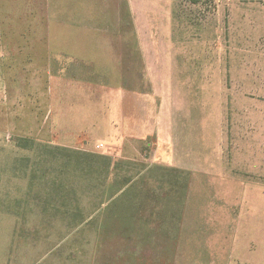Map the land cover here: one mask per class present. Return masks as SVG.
Instances as JSON below:
<instances>
[{
	"label": "rangeland",
	"instance_id": "374dc122",
	"mask_svg": "<svg viewBox=\"0 0 264 264\" xmlns=\"http://www.w3.org/2000/svg\"><path fill=\"white\" fill-rule=\"evenodd\" d=\"M185 1L138 5L152 67L142 57V101L162 134L129 138L122 152L96 150L167 169L184 162L191 171L185 196H158L180 237L147 247L148 264H264V0ZM86 3L78 0L82 19L92 17ZM3 137L2 147L10 144ZM6 149L1 165L16 158Z\"/></svg>",
	"mask_w": 264,
	"mask_h": 264
},
{
	"label": "crops",
	"instance_id": "0c3cea01",
	"mask_svg": "<svg viewBox=\"0 0 264 264\" xmlns=\"http://www.w3.org/2000/svg\"><path fill=\"white\" fill-rule=\"evenodd\" d=\"M85 1L92 17L82 19L78 0H0V134L12 137L0 151L19 157L0 164L6 174L0 175V264H141L139 223L67 227L39 220L43 209L29 200L38 186L30 188L21 170V158L30 154L14 143L26 137L92 153L102 143L122 152L129 138L162 134L142 101V57L152 67L140 0ZM30 6L33 17L21 11ZM104 124L106 137L99 135ZM120 152L107 156L127 159ZM170 166L191 173L184 162Z\"/></svg>",
	"mask_w": 264,
	"mask_h": 264
},
{
	"label": "trees",
	"instance_id": "16d2710c",
	"mask_svg": "<svg viewBox=\"0 0 264 264\" xmlns=\"http://www.w3.org/2000/svg\"><path fill=\"white\" fill-rule=\"evenodd\" d=\"M186 1L201 5L209 0ZM14 143L29 151L30 155L21 158V170L31 177L30 188L38 186V193L30 190L29 200L31 206L43 209L39 220L43 219L45 225L139 223L141 264H148L143 252L147 251L150 239L161 247L178 243L180 231L175 214L170 216L169 206L161 203L164 195L188 193L189 172L53 147L26 137L16 138ZM12 169L19 167L12 166ZM182 177L187 180L180 181ZM152 182L157 184L155 188L150 187Z\"/></svg>",
	"mask_w": 264,
	"mask_h": 264
},
{
	"label": "built area",
	"instance_id": "2783aa9c",
	"mask_svg": "<svg viewBox=\"0 0 264 264\" xmlns=\"http://www.w3.org/2000/svg\"><path fill=\"white\" fill-rule=\"evenodd\" d=\"M7 142H11L12 141V137L10 135H5V137H3ZM98 149H101V150H107V151H111V148L110 147H107V145L105 144H99L97 146Z\"/></svg>",
	"mask_w": 264,
	"mask_h": 264
}]
</instances>
